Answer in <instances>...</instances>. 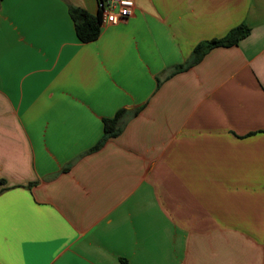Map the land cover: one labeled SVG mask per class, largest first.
I'll list each match as a JSON object with an SVG mask.
<instances>
[{"label":"crops","instance_id":"crops-1","mask_svg":"<svg viewBox=\"0 0 264 264\" xmlns=\"http://www.w3.org/2000/svg\"><path fill=\"white\" fill-rule=\"evenodd\" d=\"M133 1L1 2L0 264H264V0Z\"/></svg>","mask_w":264,"mask_h":264},{"label":"trees","instance_id":"trees-1","mask_svg":"<svg viewBox=\"0 0 264 264\" xmlns=\"http://www.w3.org/2000/svg\"><path fill=\"white\" fill-rule=\"evenodd\" d=\"M3 0H0V4ZM70 16L75 25L77 37L82 43H90L99 38L102 31V17L99 11L97 15H91L84 9L70 6ZM250 33V28L242 24L232 29L225 37L221 39H213L197 45L192 53L190 61L186 66H179L178 70L189 69L201 62L205 55L217 47H232L237 45L242 39L246 38ZM125 110H120L114 118L104 119L105 138L116 137L120 133V120ZM2 184V182H0Z\"/></svg>","mask_w":264,"mask_h":264},{"label":"built area","instance_id":"built-area-1","mask_svg":"<svg viewBox=\"0 0 264 264\" xmlns=\"http://www.w3.org/2000/svg\"><path fill=\"white\" fill-rule=\"evenodd\" d=\"M102 25H119L125 23L135 13L133 0H99Z\"/></svg>","mask_w":264,"mask_h":264},{"label":"snow or ice","instance_id":"snow-or-ice-1","mask_svg":"<svg viewBox=\"0 0 264 264\" xmlns=\"http://www.w3.org/2000/svg\"><path fill=\"white\" fill-rule=\"evenodd\" d=\"M126 2H127V0H126Z\"/></svg>","mask_w":264,"mask_h":264}]
</instances>
